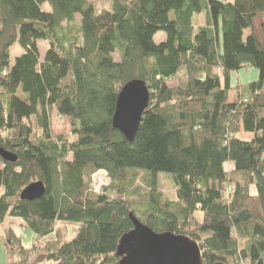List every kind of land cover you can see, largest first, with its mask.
Masks as SVG:
<instances>
[{
  "label": "trees",
  "instance_id": "trees-1",
  "mask_svg": "<svg viewBox=\"0 0 264 264\" xmlns=\"http://www.w3.org/2000/svg\"><path fill=\"white\" fill-rule=\"evenodd\" d=\"M201 14L207 23L195 26ZM261 14L264 0H110L101 11L87 0H0V148L17 157H0L7 264H119L130 215L197 242L204 264H264ZM39 41L49 45L43 60ZM15 44L24 53L11 65ZM242 69L258 79L232 87ZM135 80L150 101L129 142L113 118ZM54 116L68 133L55 134ZM98 172L110 184L95 193ZM162 174L175 202L159 189ZM138 175L145 192L126 188ZM36 182L46 194L22 201ZM59 224L76 226L75 236L65 241ZM17 228L35 235L31 248Z\"/></svg>",
  "mask_w": 264,
  "mask_h": 264
},
{
  "label": "water",
  "instance_id": "water-1",
  "mask_svg": "<svg viewBox=\"0 0 264 264\" xmlns=\"http://www.w3.org/2000/svg\"><path fill=\"white\" fill-rule=\"evenodd\" d=\"M149 101L150 92L140 80L128 83L119 94L113 127L129 142H134ZM0 157L9 163L17 161L16 156L1 148ZM45 194L43 182L31 183L21 193V200L34 202ZM130 220L134 228L120 239L116 253L119 264H204L197 242L169 232L156 233L133 215Z\"/></svg>",
  "mask_w": 264,
  "mask_h": 264
},
{
  "label": "rangeland",
  "instance_id": "rangeland-1",
  "mask_svg": "<svg viewBox=\"0 0 264 264\" xmlns=\"http://www.w3.org/2000/svg\"><path fill=\"white\" fill-rule=\"evenodd\" d=\"M87 1L95 5L98 11H101L104 9H110V0H87ZM214 1L225 3L230 0H214ZM44 9L49 10L50 9L49 5L46 4ZM205 19H206L205 14L196 15L193 19V23L195 26H198V27L205 26ZM76 20L77 22H80L81 18L77 16ZM263 21H264V14L259 15L254 21L255 32L259 40H262L261 24L263 23ZM248 34H249V31L247 32V35ZM165 39H166L165 33L159 32L155 35L154 42L156 44H160ZM38 47L40 50L41 60H43L49 48V45L45 41H39ZM23 53L24 52L21 49V47L18 44H15V46L11 49L10 64L14 65V63L16 62V59L22 56ZM114 58L116 61H118L119 55L115 54ZM217 73H219V71H217ZM258 77H259V71L255 69H251L250 71L249 69H242L238 73H234L232 75V87L237 86L238 83L240 84L251 83L253 81H256ZM172 86H175V84ZM53 124H54L55 134H63V133L66 134L69 132L70 125L66 119H59L58 117L54 116ZM241 137L246 138V139L249 138L247 135H244V134H241ZM109 184H110V180H108V178H106L105 175L102 174L100 176H97L96 179L93 180V187L95 190L93 191L95 193H100L105 187L109 186ZM128 184L129 185L126 186V188H129L130 190L135 189V190H141V192H145L148 189V186L146 182L143 180V177L141 175H138L135 179L130 181ZM159 189L168 200L172 202H175L177 200L176 190H175L174 184L169 175L162 174L159 177ZM0 194H1V190H0ZM196 218L199 221L202 220V216L200 214H197ZM16 224H18V222ZM9 226H10V223L7 220L6 223L2 225V227H0V232H3L5 228ZM17 230H18V234L22 238L23 246L26 248H31L34 243L35 235L31 231L26 230V229L17 228ZM56 231L60 232V234L63 236L65 241H69L75 236L77 228L74 225L69 226V225L59 224L57 225ZM41 243H42L41 241L38 242V245ZM7 262H8L7 250L4 244L0 242V264H7Z\"/></svg>",
  "mask_w": 264,
  "mask_h": 264
},
{
  "label": "built area",
  "instance_id": "built-area-1",
  "mask_svg": "<svg viewBox=\"0 0 264 264\" xmlns=\"http://www.w3.org/2000/svg\"><path fill=\"white\" fill-rule=\"evenodd\" d=\"M102 174L105 175V177L107 178L106 173H104V172H98V173H96V174L93 175V180L96 179L97 176H100Z\"/></svg>",
  "mask_w": 264,
  "mask_h": 264
},
{
  "label": "crops",
  "instance_id": "crops-1",
  "mask_svg": "<svg viewBox=\"0 0 264 264\" xmlns=\"http://www.w3.org/2000/svg\"><path fill=\"white\" fill-rule=\"evenodd\" d=\"M207 20H208V18L206 17V19H205V25H206V23H207ZM6 248V247H5Z\"/></svg>",
  "mask_w": 264,
  "mask_h": 264
}]
</instances>
